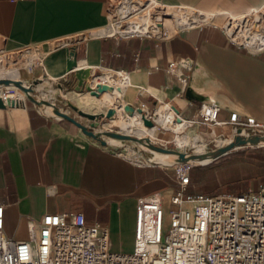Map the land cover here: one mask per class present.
I'll return each instance as SVG.
<instances>
[{"label": "crops", "instance_id": "1", "mask_svg": "<svg viewBox=\"0 0 264 264\" xmlns=\"http://www.w3.org/2000/svg\"><path fill=\"white\" fill-rule=\"evenodd\" d=\"M107 1L0 0V71L13 72L26 55L24 49L35 47L42 56V65L29 66L18 79L29 82L46 75L33 89L39 90L40 85L56 88L51 78L64 79L67 47L72 46L77 65L91 66L92 74L100 73L104 67L127 71L132 82L127 102L134 106L144 103L150 109L159 102L176 101L182 105L181 114L190 117L202 99H192L193 104H189L186 88L163 68L169 60L184 56L193 67L187 87L203 99L216 101L219 118L226 119L230 111H236L239 116L253 115L264 121V49L252 52L238 47L213 23L176 28L165 37L106 35L103 28L109 24L104 9ZM158 1L181 10L188 9L186 5L195 6L189 10L214 15L212 20L221 19L222 13L242 15L264 2ZM176 14L201 18L198 14L175 12L168 20L176 25ZM3 59L5 65L1 64ZM12 89L7 94L11 95ZM72 91L88 92L70 88L67 93ZM90 95L96 98L97 105L107 104L102 110L110 106L111 93L104 97ZM47 100L56 104L55 100ZM47 106L25 99L18 105L0 107V201L4 205L6 233L24 238L30 217L38 218L44 212L82 211L87 222L108 227L112 249L130 251L139 197L156 193L169 219L170 196L179 187L173 164L147 161V152L134 141L94 138ZM114 108L116 111L118 105ZM190 130L208 140H230L238 127L195 124ZM228 168L206 173L192 166L185 193L240 194L255 192L264 184V167L250 168L244 175L225 170ZM243 177L232 183L233 190H223L225 182Z\"/></svg>", "mask_w": 264, "mask_h": 264}, {"label": "built area", "instance_id": "2", "mask_svg": "<svg viewBox=\"0 0 264 264\" xmlns=\"http://www.w3.org/2000/svg\"><path fill=\"white\" fill-rule=\"evenodd\" d=\"M111 2L112 5L109 2L110 5L104 8L106 24L119 26L124 31L115 30L106 35H168L169 27L164 25L162 10L152 11L154 7H164L158 0ZM221 16L224 18L219 23L199 19L177 25V28L213 23L237 46L252 52L264 49L260 38L250 42L248 36L239 38L230 35L224 26L226 23L229 27L234 24L238 27L243 24L245 27L251 23L252 31L258 36L264 29V2L247 9L241 17L225 13ZM150 17L163 21L159 23V32L130 27L140 25ZM251 45L257 50H253ZM24 51L28 66L42 65V56L35 47H26ZM163 68L173 73L184 89L187 88L193 68L188 57L169 60ZM125 74L128 75L123 69L104 67L100 73L92 75V85L102 82L114 87L110 80ZM4 91L0 93L4 102L7 98L21 102L25 100L24 97H11ZM165 102L169 103L170 111L176 110L172 101ZM188 102L193 104L192 100ZM141 107L145 116L155 123V109L146 108L144 103ZM219 111L220 106L216 101L202 99L193 116H183L177 110V119L185 123L183 129L195 124H231L235 129L240 128L243 135L264 134V121L253 115L239 116L236 111H230L226 119H221ZM177 149L191 151L192 148L184 145ZM146 159L157 161L152 156ZM171 163L179 187L170 196L168 226L164 230L165 209L160 196L152 193L139 197L135 208L133 247L130 251L112 250L108 227L97 222H87L82 211L44 212L38 218L30 217L27 220L26 237H13L4 229V205L0 201V264H264V184H260L255 192L240 194L185 193L193 164L180 161Z\"/></svg>", "mask_w": 264, "mask_h": 264}, {"label": "water", "instance_id": "3", "mask_svg": "<svg viewBox=\"0 0 264 264\" xmlns=\"http://www.w3.org/2000/svg\"><path fill=\"white\" fill-rule=\"evenodd\" d=\"M92 68L91 66H78L77 65V53L74 47H67L66 53V71L67 74L64 76L63 80H59L58 78H51L53 84L58 88L59 94L62 98H64L71 108H73L78 114L85 117V122H82L76 119L74 116L68 114L66 111L58 108L56 104L53 102L44 99V98H37L31 94L34 85L41 81L43 78L48 76L42 75L37 78H33L29 81L28 84H25L21 79L17 78H10V77H2L0 81H5L13 84L14 86H18L24 90L25 95L30 99L34 100L35 102L49 105L52 111L60 115L64 118L69 119L73 123H75L79 128L86 134L100 139L101 136H107L110 138L126 140V141H134L139 143L141 148L144 149L145 145L149 149H155L158 151L166 152L170 154L171 161H180V162H191V160L198 158V157H207L209 159H214L221 154L225 153L229 149L233 148L234 146L239 145H259L264 144V134H247L243 135L240 133V128H238L237 133L233 136L232 139L228 140L226 143L215 146L214 148L204 151V152H193V151H184L177 148H168L159 144H156L150 140L149 137L146 136H136L131 133L122 132L119 130V120L115 116V108L113 106H108L106 110L101 111H86L72 102L66 95L65 92L68 91L70 88H73L76 91H88L92 95H98L104 89L113 90V86L108 83L96 82L92 85ZM120 89L119 86H117ZM185 97L188 100L192 99H203V96L197 93L193 88L187 87L185 90ZM21 101L14 99V98H7L6 102L0 96V107L14 106L20 104ZM174 108L178 111L182 110V105L178 104L176 101H172ZM124 109L132 115L133 112L136 110L139 112L142 117L143 121L147 126L153 125V120L145 116L143 112V108L141 106H134L133 104L127 102L124 104ZM103 119L109 121L112 119L111 125L104 126ZM101 142L104 144L105 141L101 139Z\"/></svg>", "mask_w": 264, "mask_h": 264}, {"label": "bare ground", "instance_id": "4", "mask_svg": "<svg viewBox=\"0 0 264 264\" xmlns=\"http://www.w3.org/2000/svg\"><path fill=\"white\" fill-rule=\"evenodd\" d=\"M170 9L166 10V14L167 15H171V13L169 12ZM196 14H198L199 16H201V18H189V17H184L180 14H176L175 15V20L179 25H185L187 23H191L193 21H198L199 19H208V20H212L214 18V15H206L204 13L201 12H194ZM164 14V15H166ZM228 14V13H225ZM245 14V13H244ZM242 15H230V16H243ZM214 21V20H212ZM162 21H156L154 19L147 18L144 19L142 21V24L140 25H131L130 27L133 29H139V30H148V31H155L159 32L161 30V28L159 27V23H161ZM227 32L230 35H234L236 37L242 38L243 36L247 37L250 42H254L255 39L260 38L261 42L263 43V48H264V29L262 30V33H260L258 36L256 35V33L254 31H252V25L251 23H247L245 25V27L242 26L238 27L237 24H234L233 26L229 27L226 23L224 24ZM264 28V26H263ZM247 29L250 30V33H248L247 35ZM115 30H120V31H124L122 30L119 26L116 25H111L110 23L106 26V29L104 30L103 28V33L104 32H112ZM100 31V30H99ZM253 50H257L255 48L254 45L250 46ZM20 68H14L13 72H8V71H1L0 72V76L1 77H5V76H9L7 74H12L14 77L13 78H19L20 76ZM126 76L128 75H124V76H116L113 80H110L112 84H114V88L113 90H108V89H104L101 92L98 93V95H94L96 97H104L106 96V94L111 93V97L109 100V105L113 106V107H117L118 105V109L115 111V116L116 118L119 120V128L120 130H122L123 132L126 133H131L134 134L136 136H146V137H159L158 133H157V127L156 124L154 123L151 126H147L144 121H143V117L142 115L137 112L136 110L133 112L132 115H130L125 109H124V104L127 103L126 100V96L128 95V93L130 92L129 89L132 85V82L129 78H127ZM103 76H101L102 78ZM2 84H10L9 82H5V81H0V86ZM134 84V83H133ZM116 86H119L120 89H118ZM14 89L10 90V95L11 97H15V98H23L25 97V92L23 91V89L21 90L18 86H14ZM115 89V92H114ZM40 91L42 93L43 96H48V94H50V92H54L55 90H53L52 88H46V86L40 85ZM2 92V89L0 88V93ZM49 97V96H48ZM70 99V98H69ZM118 101L120 102V104H118ZM160 103V102H159ZM162 105L157 106V109L155 110V114H154V121L155 122H160L161 124H167L170 126V128L168 129H172L174 130L177 134H179L180 131H182L181 129L184 128L185 123L180 122V120H178L177 116L179 115V113H177L176 111L169 110V103L167 102H161ZM47 109L50 110L51 107L48 105ZM52 113V112H51ZM106 125H111V123H107ZM215 131V130H214ZM220 131V130H219ZM213 135V134H212ZM189 134L186 133L184 135H176L174 137V140L178 145H184L186 144H190L192 143V145L196 148V152H204L205 151V141L202 138V136H200L198 133L195 134L193 141L189 139ZM226 139H228L226 137ZM111 140L113 141H118V139L115 138H111ZM121 141V140H120ZM219 142L221 143L222 140L219 139ZM151 152H153L152 154V158H154L155 160L161 162V163H165V162H172L171 158H170V154L166 153V152H162V151H158L155 149H149ZM210 159L207 157H198L195 158L193 160H191V162L195 163H205L207 161H209ZM112 249V248H111ZM113 250V249H112Z\"/></svg>", "mask_w": 264, "mask_h": 264}, {"label": "rangeland", "instance_id": "5", "mask_svg": "<svg viewBox=\"0 0 264 264\" xmlns=\"http://www.w3.org/2000/svg\"><path fill=\"white\" fill-rule=\"evenodd\" d=\"M112 0H108V4L106 2L105 6L106 5H110L109 2H111ZM183 5V4H182ZM186 7L188 9H184V10H181V9H175L176 8V5L175 6H167V5H164V7H157V8H152V11L154 12H162L163 14H166V10L167 9H170L169 12L171 13H174L175 12H183L185 14H192V15H196V13H194L193 10H189V9H193V8H197L195 6H190V5H186ZM164 25L165 26H168L169 27V31L168 32H171L173 30H175L177 28V25L176 23H174L173 21L171 20H168L171 18L170 15H164ZM220 19H216L214 20L213 22L215 23H219ZM163 22V21H162ZM155 32V31H153ZM240 47V46H238ZM242 49H246L245 47H240ZM6 60L3 59V61L1 62L2 65H5V62ZM5 62V63H4ZM28 62H26V59L25 57H21L20 58V61L19 63L17 64L16 67L14 68H20V74H22L23 71H28L27 68H28ZM1 69H3V66H0ZM5 71V70H4ZM1 72V71H0ZM7 75H10L12 77H14L12 74H7ZM7 77V76H5ZM0 78H2L0 76ZM23 81V80H22ZM25 84H28L29 82H25L23 81ZM3 85V89H5L6 91H4L2 89V91L4 92H8V90L10 88H13L14 85L13 84H2ZM1 85V86H2ZM0 86V88H1ZM56 87V86H55ZM20 88V87H19ZM46 88H52L53 90H55L54 92H50V94H48V96H43L40 89L39 90H36V89H33L31 91V94L35 97H38V98H44V99H50V100H55L56 101V106L66 112H69L70 114H72L73 116L75 115L76 117H79V118H82L84 120L85 117L81 116L80 114H78L73 108H71L70 106H68L66 100L64 98L61 97V95L59 94V91H58V88H54V87H51V86H46ZM21 89V88H20ZM22 90V89H21ZM24 91V90H23ZM56 94H57V99H55L54 97H56ZM65 95L70 98V100L72 102H74L76 105H78L80 108H82L83 110H86V111H90L92 109H98L99 111H101L103 108H105L107 106V104H100V105H97L95 103V100L96 98H94L93 96H91L88 92L87 93H84V94H80V93H77L75 91H72L70 93H67V91L65 92ZM108 95V94H106ZM70 96H73V97H70ZM26 100H28L29 98L25 95L24 97ZM158 104H161V103H157V104H154L152 106V108H150V110H156L157 109V106ZM113 120L110 119L109 121H106L104 120L103 121V124L104 126H108L109 125H106L107 123H111ZM154 124V123H153ZM156 124V129H157V133L159 135V137H149L150 140L156 144H159V145H162V146H165V147H168V148H181V147H184L185 146H190L192 149L191 151L193 152H196L198 150H196V148L192 145V143L190 144H182V145H178L176 144L175 140H174V137L176 135H184L186 133H188L190 136H189V139L188 141L192 140L193 141V138L195 136V134L197 133H192L191 132V127L192 126H189L187 127L186 129H181L182 131L179 132V134H177L175 131H173L172 129H168L170 128L169 125L167 124H161L160 122H155ZM120 130V128H119ZM122 131V130H120ZM123 132V131H122ZM205 141V151H208L212 148H214L215 146H218V145H221V144H224L228 141V139H226V137H216V139H212V140H208L207 137H202ZM228 138V137H227ZM219 139L222 140V142L220 143L219 142ZM166 140H168L166 142ZM160 141L162 143H160ZM144 146V149L147 153H145V155L147 156H152L153 152H151L149 150L148 147H146L145 145H142ZM165 163H171V162H165ZM194 168H203L206 173H211V172H215L217 170H220L221 168H225V167H229L228 169H225V170H232L234 172H236V174H246L248 170H250V168H259V167H264V144H259V145H256V144H253V145H250V144H247V145H237V146H234L233 148L229 149L228 151H226L225 153L221 154L220 156L214 158V159H210L209 161L205 162V163H195L192 162ZM231 174H234V173H231ZM235 174V175H236ZM242 179H245L244 177L243 178H240V179H236V180H231V181H227L223 184L224 186V189L223 190H227V191H231L233 190L234 188V185L232 183H237V182H240L242 181ZM243 182H246L247 185H248V180H244ZM232 184V185H231ZM220 190V189H219ZM164 230L167 228L168 226V219H167V215L165 214L164 216ZM111 241L112 239L109 237V242L111 244Z\"/></svg>", "mask_w": 264, "mask_h": 264}]
</instances>
